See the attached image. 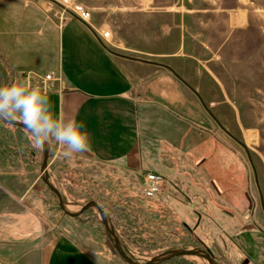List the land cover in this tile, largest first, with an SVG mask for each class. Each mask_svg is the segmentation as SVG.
Segmentation results:
<instances>
[{"label": "rangeland", "instance_id": "374dc122", "mask_svg": "<svg viewBox=\"0 0 264 264\" xmlns=\"http://www.w3.org/2000/svg\"><path fill=\"white\" fill-rule=\"evenodd\" d=\"M33 1L69 16L63 0ZM70 2L90 11V25L100 34L110 32L105 45L115 58L176 69L209 113L184 87L188 121L134 96L142 135L160 153L156 163L172 164L156 172L170 177L172 185L153 197L143 194L137 173L106 171L80 153L63 157L61 147L48 141L47 172L67 210L76 213L96 202L121 249L139 263L204 244L216 264H246L231 250L229 238L245 215L264 228V0ZM173 54L181 58L158 57ZM7 78L0 61L1 87ZM41 164L42 148H34L23 129L0 121V264H44L60 239L99 264H126L97 210L77 218L63 213L42 180ZM185 261L209 264L198 257L163 264Z\"/></svg>", "mask_w": 264, "mask_h": 264}, {"label": "crops", "instance_id": "0c3cea01", "mask_svg": "<svg viewBox=\"0 0 264 264\" xmlns=\"http://www.w3.org/2000/svg\"><path fill=\"white\" fill-rule=\"evenodd\" d=\"M105 42L89 25L70 15L52 13L33 0H0V54L17 74L27 71L60 77L47 92L51 111L84 123L91 148L80 153L83 158L106 171L136 174L167 170L172 164H157L160 153L156 144L142 135L143 119L134 96L140 94L145 105L166 107L188 121L184 87L194 93L207 113L209 109L176 69L162 62H138L135 57L122 62ZM158 57L181 58L176 54ZM17 83L22 79L17 78ZM189 121L200 124L192 118ZM162 177L167 191L173 182ZM242 223L229 238L231 250L246 264H264V228H258V222L253 223L246 215ZM44 264L99 263L60 239L52 244Z\"/></svg>", "mask_w": 264, "mask_h": 264}, {"label": "clouds", "instance_id": "9594fccd", "mask_svg": "<svg viewBox=\"0 0 264 264\" xmlns=\"http://www.w3.org/2000/svg\"><path fill=\"white\" fill-rule=\"evenodd\" d=\"M0 121L20 123L34 148H42L53 140L62 149L61 155L71 158L90 150L89 133L83 122L56 116L46 91L22 83L0 87Z\"/></svg>", "mask_w": 264, "mask_h": 264}, {"label": "water", "instance_id": "95a60500", "mask_svg": "<svg viewBox=\"0 0 264 264\" xmlns=\"http://www.w3.org/2000/svg\"><path fill=\"white\" fill-rule=\"evenodd\" d=\"M135 60H139V59H135ZM12 126L21 128L24 130V126L20 123H15ZM48 159H49V145L46 142L44 146L42 147V164H41V174L43 175L42 180L45 183V185L49 188V190L57 198L59 208L63 211V213L66 216L71 217V218H77L81 216L84 212H86L87 210H91V209L97 210V212L100 215V219L105 227L106 233L108 234V236L110 237L113 243L114 249L117 251L122 261L125 262L126 264H163L173 258H190V257H198V258L206 260L209 264H216L214 261L212 252L204 244H202L203 248L170 250L156 257H153L152 259H150L149 261L145 263H139L133 260L121 249L117 234L115 233L113 228L109 225L105 212L101 209V207L96 202L92 201V202L87 203L86 205L82 206L80 211L76 213H73L67 210L61 193L59 192L57 188L53 186V184L50 181V177L47 172L48 171Z\"/></svg>", "mask_w": 264, "mask_h": 264}, {"label": "built area", "instance_id": "2783aa9c", "mask_svg": "<svg viewBox=\"0 0 264 264\" xmlns=\"http://www.w3.org/2000/svg\"><path fill=\"white\" fill-rule=\"evenodd\" d=\"M62 6L64 12L70 16L75 17L82 23L89 25L100 38L107 42L110 38V32H103L100 34L97 29L90 25L91 13L84 6L70 2L71 0H63ZM18 78L22 79V83L30 87H40L46 93L53 88V83L58 82L60 77L55 74H47L44 76L36 75L33 72L22 71L17 74ZM141 179L142 192L146 197L157 196L165 191V179L154 172H137Z\"/></svg>", "mask_w": 264, "mask_h": 264}, {"label": "trees", "instance_id": "16d2710c", "mask_svg": "<svg viewBox=\"0 0 264 264\" xmlns=\"http://www.w3.org/2000/svg\"><path fill=\"white\" fill-rule=\"evenodd\" d=\"M0 61L5 65V67L8 70V78L3 86L16 83L17 78H18L16 70L11 66V64L1 54H0ZM0 87H1V82H0ZM185 263L189 264V262H186V261Z\"/></svg>", "mask_w": 264, "mask_h": 264}, {"label": "bare ground", "instance_id": "6f19581e", "mask_svg": "<svg viewBox=\"0 0 264 264\" xmlns=\"http://www.w3.org/2000/svg\"><path fill=\"white\" fill-rule=\"evenodd\" d=\"M67 209H68V206H67ZM69 209H70V207H69ZM69 209H68V210H69Z\"/></svg>", "mask_w": 264, "mask_h": 264}]
</instances>
